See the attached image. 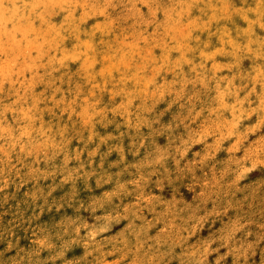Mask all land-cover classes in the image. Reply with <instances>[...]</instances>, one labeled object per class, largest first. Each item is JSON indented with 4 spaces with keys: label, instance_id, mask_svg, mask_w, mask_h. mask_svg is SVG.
<instances>
[{
    "label": "bare ground",
    "instance_id": "obj_1",
    "mask_svg": "<svg viewBox=\"0 0 264 264\" xmlns=\"http://www.w3.org/2000/svg\"><path fill=\"white\" fill-rule=\"evenodd\" d=\"M183 8L189 11L186 19L179 17ZM170 9L174 16L167 20L165 33L158 39L145 26L129 31L119 29L96 5L85 6L75 0H0V73H13L0 80V91H9L0 98V177L9 181L22 178L27 185L32 172L37 179H45L43 187L32 189L27 197L39 203L44 192L46 200L49 197L50 216L58 215L54 219H67L70 202L83 206L80 191L84 181L95 201H103V192L95 189L102 184L98 177L103 174L107 154L110 150L117 154L111 143L114 132L120 134L125 156L143 153L142 160L155 163L157 178L168 172L170 161L196 154L208 158L214 168L228 163L232 171L240 169L243 180L249 179L252 172L264 177V148L260 145L264 141V0H176L161 12L167 15ZM45 11L51 14L45 15ZM141 43L149 45L144 47ZM48 48L50 51L46 52ZM37 84L47 86L38 90ZM28 89L35 90L30 93ZM171 101L181 106V115L191 114L192 123L184 119L185 127L162 134L166 144L148 149L149 141L158 140L145 116L146 105L154 103L158 108ZM61 102L66 109L61 108ZM63 112L80 118L79 128L64 125V140L72 141L67 133L77 130L86 145L100 147L101 157L93 159L89 168L68 164L59 143L61 132L55 131ZM169 112L172 116L173 111ZM14 118L22 119L18 129L12 127ZM98 122L106 123L107 130L98 129ZM48 127V133H44ZM123 127L130 130L124 132ZM68 143L69 151L77 150L74 143ZM243 154H248V158L238 163ZM142 160L136 163L137 168H141ZM60 164L67 167L61 169ZM105 184L102 185L110 190L111 197L117 196L112 182ZM52 187L64 190L65 195L54 199L52 192L49 196ZM133 215L119 218L130 219ZM215 219L206 216L200 220L213 228L221 220ZM250 221H240L239 225L233 221L236 226L227 231V236L231 235L227 244L235 249L226 245L230 252L223 264H250L251 250L258 248L259 240L264 241L263 225H258V221L253 226ZM30 224L27 230L35 233L34 238L18 240L24 252L27 245L39 250L30 260L32 263L64 264V257L75 253L68 232L57 235L61 231L56 229L59 224ZM111 226L108 224V228ZM240 243H247L248 249H240ZM90 247L84 245L82 249ZM25 260L16 262L26 264Z\"/></svg>",
    "mask_w": 264,
    "mask_h": 264
},
{
    "label": "rangeland",
    "instance_id": "obj_2",
    "mask_svg": "<svg viewBox=\"0 0 264 264\" xmlns=\"http://www.w3.org/2000/svg\"><path fill=\"white\" fill-rule=\"evenodd\" d=\"M75 1L85 6H99L105 12L106 18L121 30L129 31L133 28L145 29L147 27L152 29L153 34L159 39L165 33L166 28H164V25L167 20L170 21L174 16L172 9L166 12L167 15L161 10L171 6L176 0ZM44 13L45 15L51 14L50 11H45ZM180 14L179 17L186 19L189 11L183 8ZM174 24L172 23V26ZM141 44L144 47L149 45ZM47 51H50V49H46ZM100 51H102L103 56L105 47H102ZM42 55L43 58H46V53ZM43 58L42 61L44 60ZM36 62H38V59H36ZM33 63L35 64V62ZM78 69L76 68L75 70L77 71ZM2 74L0 73L1 81L13 73L3 72ZM45 86L47 85L37 84L35 89L42 90ZM5 88L7 89V87ZM34 90L28 89V92L31 93ZM4 91L2 89L0 91V98L2 99L9 94L8 90H6L7 93H4ZM24 92L25 90H22V93ZM56 95H59V93H56ZM95 105L97 106V103ZM65 106L66 104H63L61 108L64 107L66 109L67 106ZM179 107L181 106L174 101L167 105H160L158 108L154 103L146 105L147 112L145 116L151 122L152 135L158 140L149 141L148 149H158L162 144H166L168 141H163L162 134L168 133L167 130L172 129L173 131L176 127H185L184 119L187 121L186 118H188L189 123H192L191 114H188L189 117L181 115V112L178 111ZM170 109L173 111L172 116H170ZM60 117L62 119L60 124L55 127V131L59 129L61 132L60 140L62 141L59 143L67 154L69 166L71 164H80L85 168H89L93 159L99 160L101 157L100 147L86 145L77 136V130H74L73 133H67L73 140L66 141L64 125L73 124L79 128L80 118L75 115L68 116L66 112L61 113ZM39 122L38 119L37 123ZM21 123L22 119L14 118L12 127L18 129ZM106 126V123L101 122L98 129L106 131ZM122 130L128 132L130 129L123 127ZM48 131L49 127L48 130L46 129L43 132L48 133ZM163 131L165 132L162 133ZM119 138L120 134L114 132L111 137L113 140L111 143H114V149L117 154H114L111 150L109 151L107 154L108 159L104 162L103 174L98 177L99 182L104 185H107L105 184L106 181L112 182L113 188L117 191V196L111 197L110 190L99 184L100 186L95 190L100 193L103 192V201L96 202L94 199L95 195H91L84 181L80 191L83 206L70 202L68 204L71 207L70 213L66 214L67 219L65 221L54 219L53 216L58 217V215L50 216L49 197L46 200L47 195H44V192L41 193L39 203L28 200L27 193L34 188L43 187L42 184L45 181V179H37L35 172L31 173L28 185L22 178H15L9 181L5 176L0 177V264H17L16 259L20 258L26 259V264H36L30 260L35 258V252L38 253L39 250L27 245L28 248L24 252V249L20 248L18 240L24 239L26 236L29 239L34 238L33 235L35 233L27 230L28 226L31 225L30 221L32 223L43 221L49 227L59 224L56 229L61 231H58L57 235L64 231L68 232L73 241L72 245L76 250L74 254L64 257L65 263L69 264H191L194 261H196L195 264H202L203 262L204 264H223L226 261V254L230 252H227L226 245H228L231 235L227 236L229 234L227 231L230 229L234 230L235 228L233 227L236 222L239 225L240 221L248 223L251 219L250 225L255 226V222L259 221L257 224L264 227V177L260 172L256 174L252 172L248 174L249 179L243 180L242 176H240V169L234 172L228 163L214 168L209 165L208 158L206 159V157L196 154L195 157L194 155H188L185 158L170 161L168 172L164 175L165 177L158 174L157 178L153 168L155 163L151 159H148V161L142 160L144 157L143 153L125 156V152L121 150L122 141H119ZM68 142L74 143L78 147L77 150L71 149L69 151L70 145ZM260 145L264 148V141H261ZM84 155L89 156L84 157ZM75 157L79 158L76 159ZM247 158L248 154H243L238 159V163H244ZM160 159L164 160L163 157ZM141 160L143 164L141 168H137L136 163ZM59 167L62 169L67 166L60 164ZM23 174L27 175L28 171ZM52 192L55 195L54 199L65 195V191L60 188L52 187L49 191V196ZM52 204L57 205L56 203ZM180 205L184 207H180ZM208 207L211 208L212 213ZM218 211L221 212L219 213ZM128 214H134L131 218L138 217V219L136 218L132 221L131 218H119V216L126 217ZM213 214L215 215L213 216ZM254 214L257 216L255 217ZM205 215L211 220L214 217L217 221L221 219L219 225L212 228L210 223L207 226L201 224L203 217H206ZM257 217L261 219L255 221ZM139 218H142V221ZM197 218L201 220L199 219L198 221ZM193 220L195 223L196 220L198 221L196 225ZM48 221L50 222L49 224ZM111 221L113 223H109ZM135 221H139V223ZM233 221H236L235 224ZM252 221H254V224L251 223ZM108 224H112V226L108 228ZM123 225H128L127 229H129L127 230L126 226ZM193 225L197 228L195 229ZM192 227L194 230H192ZM219 227L222 228L220 229ZM219 237L221 240L217 239ZM227 238L229 239L228 241ZM258 242V248L250 252L253 264L259 263L258 260H260V264L264 263V241L259 240ZM84 245L91 247L85 250L82 249ZM240 245L242 250L248 249L249 246L247 243H240ZM228 247H231V250L235 249L230 244ZM170 249L169 254L168 251ZM215 249L217 250L215 251ZM171 257H173L172 260ZM188 261L190 262L188 263ZM251 262L250 264H252ZM51 264L58 263L51 261Z\"/></svg>",
    "mask_w": 264,
    "mask_h": 264
}]
</instances>
